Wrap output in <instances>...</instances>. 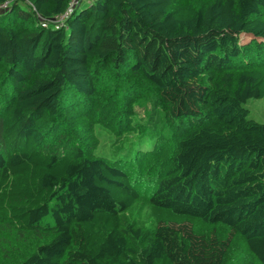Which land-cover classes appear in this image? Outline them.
<instances>
[{
    "label": "trees",
    "instance_id": "1",
    "mask_svg": "<svg viewBox=\"0 0 264 264\" xmlns=\"http://www.w3.org/2000/svg\"><path fill=\"white\" fill-rule=\"evenodd\" d=\"M69 1L0 0V227L47 237L18 264H227L236 237L253 260L233 264H264V122L245 106L264 98V0H81L57 27ZM100 92L112 146L151 150L71 142Z\"/></svg>",
    "mask_w": 264,
    "mask_h": 264
},
{
    "label": "rangeland",
    "instance_id": "2",
    "mask_svg": "<svg viewBox=\"0 0 264 264\" xmlns=\"http://www.w3.org/2000/svg\"><path fill=\"white\" fill-rule=\"evenodd\" d=\"M83 3L86 5L87 0ZM250 39L251 37L243 36L242 42L247 43ZM95 102V104H92L89 108V113L87 115L84 113L81 114L80 112L78 115L73 113L71 116H67L65 123L69 125V128L74 130L73 136H71V142L74 143L77 141L79 144L83 145L86 153L92 156L110 157V155L115 154L118 158L129 159H133L139 150L147 152L153 148V140L149 138L142 140L137 135H128L125 137L123 148L121 150H116V148L112 146V141L118 133V130H116L118 124L115 118L119 116L120 110L117 101L111 97L109 92H100ZM245 106L249 110L250 118L259 122H264V98L250 99ZM98 121H102L106 127L98 126L95 130L93 122L97 123ZM124 127L125 126H123V128ZM111 128L114 134L110 133ZM68 131L69 130L64 132L62 138L57 141L58 143H63L65 139H70L66 136ZM113 151H115L114 154ZM162 155V152L158 153L155 158H162ZM147 163L144 164L143 161H140L136 166H129V168H126L134 179L137 175L140 176V178H136L137 182L135 181V183L141 191L143 199H146L148 196L145 192L147 185L144 179L151 177L149 175L152 173L156 174L155 170L151 171L152 168H150L154 163L150 164V171H147L149 165H147ZM196 224V228L200 232H209L211 229H215L223 237L228 234V230L222 225L208 226L201 221H197ZM46 238V236H37L30 232L21 236L14 230H7L4 227H0V264H18L21 258L27 255L30 250H33L38 243ZM240 260L251 261L253 257L248 252L244 241L236 237L233 239L232 249L228 255L227 264H233Z\"/></svg>",
    "mask_w": 264,
    "mask_h": 264
},
{
    "label": "built area",
    "instance_id": "3",
    "mask_svg": "<svg viewBox=\"0 0 264 264\" xmlns=\"http://www.w3.org/2000/svg\"><path fill=\"white\" fill-rule=\"evenodd\" d=\"M80 2H81V0H70L67 11L60 16H56L51 21L57 27L61 26L62 24H64L66 22V20L69 18V16L73 13L74 8L77 7L80 4ZM7 6H8V3H5L1 6V8L6 9ZM43 25L45 26L46 23L44 22Z\"/></svg>",
    "mask_w": 264,
    "mask_h": 264
}]
</instances>
